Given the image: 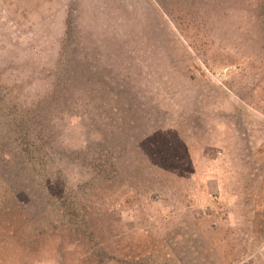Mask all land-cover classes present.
<instances>
[{
    "label": "rangeland",
    "instance_id": "obj_1",
    "mask_svg": "<svg viewBox=\"0 0 264 264\" xmlns=\"http://www.w3.org/2000/svg\"><path fill=\"white\" fill-rule=\"evenodd\" d=\"M263 10L0 0V264H264Z\"/></svg>",
    "mask_w": 264,
    "mask_h": 264
},
{
    "label": "clouds",
    "instance_id": "obj_2",
    "mask_svg": "<svg viewBox=\"0 0 264 264\" xmlns=\"http://www.w3.org/2000/svg\"><path fill=\"white\" fill-rule=\"evenodd\" d=\"M69 180L75 185L90 179V175L81 169L80 165H70L68 172Z\"/></svg>",
    "mask_w": 264,
    "mask_h": 264
},
{
    "label": "trees",
    "instance_id": "obj_3",
    "mask_svg": "<svg viewBox=\"0 0 264 264\" xmlns=\"http://www.w3.org/2000/svg\"><path fill=\"white\" fill-rule=\"evenodd\" d=\"M262 15H264V10H263V12H262ZM260 18H259V21L261 20V16H259ZM31 134V133H30ZM47 170V168L45 167L44 168V171H46ZM67 209L69 210L70 208L69 207H67ZM98 256V261L99 262H103V260H102V255H97Z\"/></svg>",
    "mask_w": 264,
    "mask_h": 264
}]
</instances>
